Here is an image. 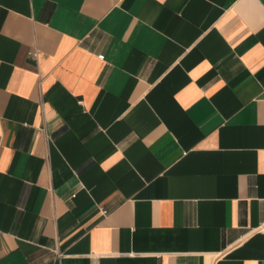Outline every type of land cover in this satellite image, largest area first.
I'll list each match as a JSON object with an SVG mask.
<instances>
[{
    "label": "crops",
    "instance_id": "0c3cea01",
    "mask_svg": "<svg viewBox=\"0 0 264 264\" xmlns=\"http://www.w3.org/2000/svg\"><path fill=\"white\" fill-rule=\"evenodd\" d=\"M0 264H264V0H0Z\"/></svg>",
    "mask_w": 264,
    "mask_h": 264
},
{
    "label": "built area",
    "instance_id": "2783aa9c",
    "mask_svg": "<svg viewBox=\"0 0 264 264\" xmlns=\"http://www.w3.org/2000/svg\"><path fill=\"white\" fill-rule=\"evenodd\" d=\"M31 54L34 55V56L36 55L35 51H31ZM97 56L101 57V54H97ZM56 252H57V254H59L58 251H56Z\"/></svg>",
    "mask_w": 264,
    "mask_h": 264
}]
</instances>
